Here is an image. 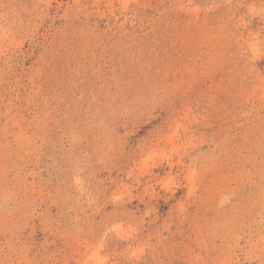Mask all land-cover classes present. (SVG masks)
Segmentation results:
<instances>
[{"label": "rangeland", "instance_id": "374dc122", "mask_svg": "<svg viewBox=\"0 0 264 264\" xmlns=\"http://www.w3.org/2000/svg\"><path fill=\"white\" fill-rule=\"evenodd\" d=\"M0 264H264V0H0Z\"/></svg>", "mask_w": 264, "mask_h": 264}]
</instances>
